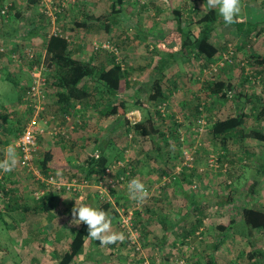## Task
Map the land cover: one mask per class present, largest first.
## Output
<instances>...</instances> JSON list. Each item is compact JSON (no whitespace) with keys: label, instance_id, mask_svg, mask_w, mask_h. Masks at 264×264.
Returning a JSON list of instances; mask_svg holds the SVG:
<instances>
[{"label":"trees","instance_id":"1","mask_svg":"<svg viewBox=\"0 0 264 264\" xmlns=\"http://www.w3.org/2000/svg\"><path fill=\"white\" fill-rule=\"evenodd\" d=\"M31 1L33 5L36 4L37 7H40V0ZM103 1H105V7L102 10L95 8L96 10L94 9L95 11L92 13L85 11V8L76 6L75 4L78 1L69 6L58 17L57 26L60 33L58 31L56 34H51L48 29L51 23L39 7L37 9L39 15L36 17L38 20L35 21L36 23L30 24L25 22L22 12L16 7V2H13V4L8 2L11 5L6 7L5 0H0V29L3 27L1 30L9 31L8 35L11 39L8 42L9 48L0 51V56L7 57L8 64L12 63L27 68L33 65H46L49 78L47 94L57 100L59 110L56 114L57 118L62 119L60 124H66L65 116L68 115L71 118L78 117L81 120L82 123L77 126V130L82 125L87 128L90 120L88 114L91 109L96 110L102 118H114L119 123V127L115 128L116 133L113 138L106 135L102 136V133H100L101 139L98 142L94 137L86 139L85 143L89 141L94 143L91 145L84 161L77 164L73 161L75 158L72 154L75 141L59 136L57 138L61 139L59 144L45 150L38 161V167L42 173L49 175V173L59 171L66 176L83 177L91 182L99 180L106 169L115 167L116 162L125 159L127 147L119 146L116 143L119 137L125 135L129 138L130 135L132 136L131 141L136 143L138 148L140 147L139 155L144 157L132 158L126 166H122L116 172L117 177L124 175L126 170L128 171V167L133 177L138 165H143L144 162L147 163L151 160L164 163L167 166L171 157L167 151V154H162V150L169 146V141H171L169 138L172 137L179 147L184 142L180 132V127L183 124L174 118L175 114L173 112L166 113V115L161 112L162 106L170 101L173 92L178 89V82L175 77H172V79L169 76V70L176 64L181 62L184 64L185 61L194 60L199 62L198 71L200 74H203L205 69L220 61H223L224 66H218L219 72L216 74H204L202 81L200 78H196L200 86L190 97L192 101L195 100L196 104L187 111L188 107L182 101L180 103L181 113L186 119L192 118L195 119L194 122H197L203 117L205 111H210L213 102H217V105L227 103L229 107L231 106L234 109L233 113L216 117L213 120H210V116L207 118L209 134L215 143L214 149H220L219 153H215L219 168L227 164L226 173L232 179L231 182L229 181V187L234 185L236 179H238V173H242L244 166H251L257 174L264 176V160L260 161L256 151L257 146L264 147V96H255L254 100L252 98L254 96L253 91H251V94L242 90L246 84L252 81L253 77L259 82L264 81V54H253V50L251 53L244 52L243 55L246 59L239 60L241 74L234 76L229 71L226 78L221 77L220 72L223 73L227 67H231L233 65L231 61L237 60L235 55L229 53V42H220L218 40L219 33L215 35L217 29L224 26L223 20L218 15L217 10L207 8H205L203 15L195 18L198 8L195 6V1H190L173 9V17L167 20V34L162 39L158 41L155 39L150 40L154 44L153 47L148 45L151 56L144 65L138 67H128L127 64L126 66L122 65V62L117 59L118 56L101 46L98 47V50H94L91 46L90 57L87 59L81 58L80 53L83 51L77 43L80 39V33H87L92 29H96V31L103 29L105 32L110 33L111 38L113 35L111 27L119 22L118 18L126 20L123 10L126 0H100L99 2L102 3ZM196 1L199 2V0ZM148 6L146 3L141 7L148 8ZM254 8L251 5L248 10L254 12ZM3 10L5 11L4 14L2 13ZM161 10L156 7L157 13L159 11L160 14ZM15 15H19L20 20L17 18L14 23H9L8 20L15 17ZM61 16L67 18L66 21L69 18L72 23L67 27L65 21L61 20ZM140 19L139 17L132 19L133 25L137 26L134 38L147 41L149 33L145 31L147 27L138 26V23L141 25ZM260 25H264L263 22L255 23L252 20H238L237 23L233 24L238 34L245 40L248 38L251 40L253 35L261 36L263 29H258ZM19 26L27 27L25 34L21 36L16 33ZM125 27L126 36L123 37L119 33L115 43L109 39L96 40V43L101 45V43L109 41L118 49L125 50L129 45L126 40L131 38L128 33L129 28H131L129 21L125 22ZM77 34L78 36H76ZM23 39L27 41H23ZM92 43L93 40H91ZM34 44H38V48L32 47ZM0 48H2L1 44ZM29 49L35 50L33 59L26 56ZM242 50L243 43L234 46V52ZM225 54L229 55V60L224 58ZM13 56H16V58H13ZM176 56L178 60L174 59ZM98 58L101 59L97 65L95 59ZM106 60L110 61L109 65L104 62ZM248 66L255 67L256 71L254 72L252 68H249L252 71H248ZM258 66L261 67L258 68ZM133 71H136V77ZM9 73L5 75L6 80L8 79L14 87L19 88L20 82ZM28 87L29 84H22V94H20L16 103L10 106L12 109L18 106L24 107L21 114L18 113L15 121L10 118L11 111L8 108L4 107L0 111V127L1 125L2 128L4 127L3 129L0 128V144L12 143L14 139L17 141L22 134L24 122L31 115V108L25 101V93ZM133 89L135 93L129 96L127 92L129 93ZM16 104L18 105L16 106ZM249 106H251L250 110ZM134 110L141 112V119L131 121L128 114ZM164 127L167 129H164ZM96 133L98 134V132ZM111 134L110 131L109 136ZM65 141H68L69 146L66 147ZM146 143L151 147L145 148ZM253 161H259L260 165L254 166ZM194 171V168H192V172ZM7 176H4L5 180ZM191 182V180H188V183ZM259 184L260 181L253 182L247 191H242L243 195L248 197L253 194ZM10 185L0 184V192L6 199L5 212H42L48 215L49 227H53L52 221L55 219V215L52 214V201L56 198L57 193H50L48 198L45 199H33L35 203L30 205L24 199L17 198L15 187H13L15 183ZM233 189L235 192L236 188ZM89 198L92 199L91 195L87 196L86 200ZM232 199L234 197L232 198V195H229L230 202L233 201ZM250 203L251 200L247 198V202L245 200L238 204L236 210L239 211L243 225L248 229L249 234L256 230L264 234V208L251 206ZM117 204H121V202L117 201ZM96 208L105 210L111 217L112 223L120 218L117 207L110 202L98 200ZM151 209L150 204L145 205L143 209L136 212L134 217L135 226L141 229V234L143 233L144 236L149 235L145 227L149 218L152 219L147 215L150 214ZM2 216L3 214L0 212V219H2ZM249 244L254 246L252 242H249ZM124 245L125 243H120V246ZM88 246L100 249L106 248L101 247L98 241L88 238L87 226L80 224L70 232L67 248L60 253L54 251L55 264H80V257ZM243 252L242 257H246L245 264H264V249L251 248L249 251L244 249ZM209 261L214 264L212 257Z\"/></svg>","mask_w":264,"mask_h":264},{"label":"rangeland","instance_id":"2","mask_svg":"<svg viewBox=\"0 0 264 264\" xmlns=\"http://www.w3.org/2000/svg\"><path fill=\"white\" fill-rule=\"evenodd\" d=\"M16 1V0H15ZM128 3H126L123 6V10L125 12L124 18L126 20H123L122 18H118L119 22L113 25L111 28L113 30L112 36L110 38V33L105 32L103 29L100 31H96V29H92L87 33H80L78 39L80 42L77 41V43L82 48V51H85V55L81 56V58H89L91 55V40L96 41H104V40H110L113 43L117 41V36H119V33L122 34L123 37H125V22L129 21V24L131 28H129V35L131 38L130 40H126L127 43L130 45V48H126L125 50H121L120 54L117 53L119 59H121L122 64L128 67H138L142 66L149 60L151 56V51L148 49V45L153 47L152 38H147V41H144L143 39H137L134 38L136 32V25H133L134 22L132 19H135L136 17L141 18V23L148 22V26H150V22L156 18H159V21L161 24L158 25L160 28V34H167V20L170 19L172 16L173 9H176L177 7L183 5L186 2H193L195 1V6L198 8L197 16L195 18H199V16L203 15L205 12V8L203 9L204 1L199 0L197 2L196 0H126ZM132 1V2H131ZM204 2V3H203ZM148 4V8L141 7L143 4ZM243 9L241 13V17L239 21H247L252 20L255 21V23H262L264 24V0H242ZM78 7L85 8V11L88 13H92L96 9H103L105 7V1L97 2L96 0H78V2L75 4ZM252 5L254 8V13L247 10L248 7ZM10 6L8 2H6V7ZM156 7H159V9H162L160 14L156 12ZM40 8V7H39ZM96 8V9H95ZM41 9V8H40ZM95 9V10H94ZM32 12H25V18L29 20L30 15ZM62 20V19H61ZM65 23V22H64ZM72 23V20L66 21L65 24L70 25ZM61 24V23H60ZM140 24L138 23V26ZM128 26V25H127ZM157 26V25H155ZM3 28V27H2ZM1 28V29H2ZM17 35L21 36L25 34L26 28L24 26L17 27ZM48 29L51 31V26H48ZM132 29V31H131ZM259 30L263 29V33L261 36L257 37L253 35L251 37V40L244 39L242 36L238 34V31L235 26H227L224 24V26H221L217 29V33H219L218 37L220 42H229L230 46L232 47L234 51V46H237L241 43H243V50L234 52L233 55L237 57V60L231 61L233 62V65L231 67H225L224 73L220 72V76L223 78L227 77V74H229V71L232 75L238 76L241 74L240 70V61L244 58L243 53H251L253 50V54H264V25H260L258 27ZM11 31V30H10ZM258 31V30H257ZM7 36H9V31H4ZM78 36V34L76 35ZM5 40L1 41V47L3 49L9 48V39L4 38ZM7 39V40H6ZM23 41H27L23 39ZM39 44V43H38ZM38 44H34L32 47L38 48ZM147 44V45H146ZM114 45V44H113ZM128 45V46H129ZM2 52V51H1ZM7 58H3L1 62L7 63ZM101 58L95 59V64H99V60ZM177 59V56L174 58ZM97 60V61H96ZM178 60V59H177ZM229 60V59H228ZM240 60V61H239ZM106 65H109L108 60L104 61ZM197 65V66H196ZM198 61H185L184 64L182 62L180 64H176L174 67H172L169 70V76L171 78L175 77L178 82V89H176L173 92V95L169 102L166 103L165 113L173 112L175 114L174 118L177 119L179 122L183 124V126L180 127V132L182 139L184 140V144L182 143L179 147L177 142L171 138H169V146L165 147V150L170 155V164L171 163H178L180 166V173H178L177 170V178L176 180L172 181L168 186L166 187H160V189L157 188V190L153 191L154 195L163 196L168 192V196L171 197V190L177 192H185L187 196H192V198L200 197L203 193L207 194L208 196L204 197V202L209 201V197L212 198L209 203H211L212 206H209L208 209L218 210V203L223 198L224 195H232L233 188L239 190V192L242 194V191H247L248 188L253 184V182L260 181V184L257 186L256 190H260L264 192V176L262 174H257L254 169L249 166L243 167L242 173H238V179H236L234 185L229 187V184L231 182L230 176L228 177V173H226L227 168L223 166L222 168L215 169L213 166H210V160L213 159V156H216L215 153H219L220 149L217 150L214 149V142L211 139V135L209 134L208 126H207V118L210 116V120L215 119L216 117H222L223 115H228L233 113L234 109L226 103L225 105H217V102L212 103V107L210 108V111H205L203 114V117L200 120H204L206 123H199L200 120L197 122L192 119L188 118L186 119L183 114L181 113V102L184 101L188 107L187 111L190 108H193L195 103V100H191V96L193 95V92L197 90V88L200 86L197 80L195 79V75L199 77L202 81V78L204 74L197 73L198 72ZM224 66V65H223ZM4 66H2L3 68ZM261 66H258L260 68ZM255 72V67L248 66V71ZM197 69V70H196ZM136 71H133V74L135 75ZM197 73V74H196ZM4 75V74H3ZM6 75V74H5ZM4 75V78L6 79ZM192 75V76H190ZM18 76V75H17ZM233 76V77H234ZM136 77V75H135ZM134 77V78H135ZM19 78H22L24 80H29L30 83V73L24 72L19 73ZM133 78V80H135ZM172 78V79H173ZM244 92L251 93V91L254 92V98L255 96H264V81L259 82L254 77L252 78V81H250L248 84L245 85L242 89ZM20 88H16L13 86V84L7 79L6 81L0 80V111L6 108L7 105H11V103H14L17 101L18 95L20 93ZM135 93L134 89L130 90L129 96L133 95ZM252 94V93H251ZM191 103L188 106V103ZM251 106H249V110ZM184 110V109H183ZM131 111L128 114V117L131 119V121L138 120L137 116L135 115V112ZM89 127L82 128L79 130L73 131L71 134L69 140L75 141V146L72 154L74 155L73 158L78 160V163L83 162L85 159V156L88 154L91 145H93V141L86 142V139L88 138H96L97 142L101 139L100 133H102V136H107L110 138H113L115 136L116 130L115 128H118L119 123L116 122L114 118H102L100 115L97 114L96 110H90L89 112ZM164 129H167L164 127ZM110 131L112 134L109 136ZM98 132V134L96 133ZM109 132V133H108ZM100 135V136H99ZM98 136V137H97ZM54 137V136H53ZM119 146L127 147V151L125 152V160L131 161L132 158L136 157H144L142 155H139L140 147L138 148V145L131 141L129 137L121 136L117 139L116 142ZM87 145V147H86ZM56 146V145H55ZM69 146V144H68ZM146 147H151V145H148L146 143ZM67 154L68 150L66 149ZM257 157L260 160H264V147L263 149L258 148ZM186 155L188 158H192L191 161H188V163L192 164L193 167H187V169H182L185 164V158ZM174 161V162H173ZM169 164V163H168ZM182 167V168H181ZM196 170L194 172V180L191 183H184V181L181 179L182 174L185 173H191V169L195 168ZM167 168V167H166ZM173 167L170 170V173L172 172ZM230 171V170H229ZM135 173V172H134ZM2 172L0 173V175ZM6 173H3V175ZM209 174V175H208ZM221 174L223 176L222 178H217V175ZM223 174V175H222ZM237 174V173H235ZM7 179H3V183L5 186H9L11 183H15L13 187H15L16 190V196L18 199H26L25 202H28L30 205L34 204L35 201L33 200L34 197H32V193L35 190V186L33 184L32 174L28 171L17 167L13 172L7 174ZM62 176H66L62 174ZM213 176V177H210ZM220 176V175H219ZM134 178L140 179L142 182L147 184L144 179L141 178L137 173L133 176ZM4 178V177H3ZM204 178L209 181V186H203V180ZM162 180V179H161ZM230 181V182H229ZM11 186V185H10ZM166 189V190H165ZM90 195V194H89ZM49 194L45 195L46 198H48ZM243 196V195H242ZM44 197V198H45ZM92 197V196H91ZM65 198V199H64ZM71 198V199H68ZM129 199L128 189H126L124 192L119 191L113 200L116 201V199L120 202H124L125 199ZM164 198V196H163ZM75 197H72L69 194L66 193H58L56 195V198H54V201H52V214L55 215L53 227L50 229L45 228V224L49 223L48 217L45 215L43 216H37L36 220H40L41 223L37 225L36 223V231L35 232H25V229L23 228V232H19V229L23 226H25L26 223L20 224L21 220L24 219V217L18 212V211H12V213L9 215L7 213H3L2 219H0V263L1 264H55V252H61L65 250L68 246L69 240H70V232L73 231L74 228L77 226L70 224V220L72 219L70 210L75 204ZM98 198L92 197L88 200H85L84 203L90 204L93 207L98 206ZM177 199V198H176ZM36 200V199H35ZM175 200V198H172L170 201ZM6 201V199H5ZM125 202H127L125 200ZM180 205L183 204V207L186 209L191 208V204L187 200L179 201ZM163 204V208L170 209L171 205L174 206V208H177L178 202L169 203L168 200L160 202ZM6 211V210H4ZM63 214V216H61ZM59 215V217L57 216ZM57 216V217H56ZM36 217L32 218L35 220ZM153 219V217H151ZM151 219V220H152ZM150 220V222H151ZM53 222V221H52ZM66 222V223H65ZM117 222L118 220H114L112 223V228L114 231L118 232L117 228ZM151 225V224H150ZM156 224H153V227ZM152 226V225H151ZM157 230H159L158 226H155ZM161 228V227H160ZM151 229L156 231L154 228L148 227V225L145 227V230H149L148 236H144L143 233L141 234V240H142V246L144 255L146 258H148L151 262H157L160 261V264H163V259L166 255L167 247L164 249H158L156 248V243L160 239L161 235L158 234V232L152 233ZM152 233V234H151ZM172 233V232H171ZM31 234V235H29ZM19 235L20 237L27 238L25 241L20 240L19 244L17 241H15V237ZM151 235V237H150ZM241 235V234H239ZM177 237V233L173 232L172 234H167L168 239L171 237ZM242 236V235H241ZM22 238V239H23ZM237 238V237H236ZM246 237L238 238V240H234L235 242H225L224 250L221 249V253L225 257L234 258L235 256H239L240 253L238 252V249H244L241 247H238L239 244H242L244 242ZM244 239V240H243ZM124 243V241H123ZM22 246V247H21ZM229 246H231L229 248ZM242 246V245H240ZM238 247V248H237ZM20 248V249H19ZM189 248V246H188ZM237 249V250H236ZM189 250V251H188ZM55 251V252H54ZM165 251V252H164ZM173 252V249L171 250ZM175 251V250H174ZM191 248L187 249L186 252L190 253ZM211 251V250H210ZM161 252L163 255H161ZM196 251H193L195 253ZM243 253V252H242ZM139 257L141 256L138 255ZM175 256H173L174 260ZM177 259H185L191 264H193V261L191 259L187 258L186 256H177ZM175 258V259H176ZM172 259V258H171ZM80 264H141V260L137 258V256L133 255L132 253L127 250L126 244L124 246H120V243L115 245H109L106 248L100 249L98 247H90L88 246L84 253L80 257ZM190 260V261H189ZM57 261V260H56Z\"/></svg>","mask_w":264,"mask_h":264},{"label":"crops","instance_id":"3","mask_svg":"<svg viewBox=\"0 0 264 264\" xmlns=\"http://www.w3.org/2000/svg\"><path fill=\"white\" fill-rule=\"evenodd\" d=\"M96 1L99 2L100 0H96ZM203 1L205 2L206 0H203ZM5 2H9L11 4H13V2H16V7L19 8V10L22 12V17L25 19L26 23L34 24V23H36L35 21L38 20L36 17H37V15H39L38 10H37L39 6L37 7L36 4L33 5V3H31L32 2L31 0H16V1L15 0H5ZM33 2H34V0H33ZM125 2L128 3V1H125ZM11 4H9V5H11ZM247 10H248V8H247ZM25 12H32V14L29 17V20H27L24 17ZM18 16L15 15V17H13V18L10 17L12 19L8 20L9 23H14L15 19H17ZM64 16H66V15H64ZM64 16H61V17H62V20H64L66 23L67 18H65ZM68 21H70L69 18H68ZM253 22H255V21H253ZM6 23H8V22H6ZM150 23H151L150 26H148V22L141 23V25H139V26H142V27L145 26L148 28L147 29L144 27L145 31H147L149 33L147 36L148 38H152V39H155L157 41L162 39L165 35L160 34V28L158 27V25L161 23L159 21V18L152 20ZM155 25H157V26H155ZM4 38L11 40L10 37L5 34L4 30L0 29V42L2 40L4 41L5 40ZM128 48H130V45L128 46ZM85 53L86 52L83 51L80 54H81V56H83V55H85ZM3 58H7V57L0 56V80L6 81V79L4 78V75L7 74L8 72H10L9 75H12L13 77H15L21 84L19 87L21 90L19 95H18V98H19L20 94H22V89H21L22 84L23 83H26L29 85L31 84V80L29 83L28 82L29 80H24L22 78H19V73L21 75V73H24L26 71L29 72V70L25 66L22 67L21 65H13L12 63L5 64V63L1 62ZM2 66H4V67L2 68ZM197 73H200V72L198 71ZM190 76H192V75H190ZM196 78H199V77H197V75H195V79ZM18 98H17V100H18ZM56 101L57 100L55 97L52 98L50 96V94L48 95V102L46 105V113L48 115H50V114L57 115L56 113L59 110V105ZM15 103L16 102L11 103V105H7V107H6V108H8V110L11 111L10 112L11 113L10 118L13 119L14 121L18 117V113L21 114V112L23 111V108H24L23 106H18V107L13 106L14 108L12 109L10 106L14 105ZM191 103H188V105H190ZM17 105L18 104H16V106ZM134 113L137 116L138 120L141 119L142 114L140 111L136 110ZM66 124H67V121H66ZM0 128H2V125ZM82 128H84L83 125L81 126L80 129H82ZM72 133H73V131L69 132L68 138H70ZM15 141L16 140L14 139L13 142L9 143V144L14 145ZM60 141H61V139H57L56 137H53L51 134H49L48 129H47V132L39 137V155H40V157L45 150L49 149L51 146H54L56 144L58 145ZM64 143H65L66 147L69 144L68 141H65ZM9 144H0V159L4 158V149ZM256 148H257L256 149L257 155L262 154L260 152L258 153V148H260V149H263V148L259 147V146H257ZM17 153H18V149H17ZM163 153L167 154L165 149L162 150V154ZM145 156H146V154H145ZM18 158H19V153H18ZM137 158H139V157H137ZM73 161L76 164L78 163V160H76V159ZM260 161H262V160H260ZM252 164L254 166L260 165L259 161L258 162L253 161ZM176 165L180 166L178 163H176ZM176 165H175V163L170 164V162H169V164H167V166H165L164 163L154 162L151 160L147 163L144 162L143 165H138L136 167V170L135 169L134 170H135V173H137L141 178L144 179L143 181H145L147 183V185L154 186V185L160 183V181L164 175H169L171 168L175 167ZM160 169H163V170H160ZM182 169L186 170L187 168L183 167ZM168 170H169V172H168ZM194 170H196V167L194 168ZM194 172H192V171H191V173H188V172L185 173L184 172V174H182L181 179L184 181V183L185 182L188 183V180H191L193 182V180L195 178ZM167 173H169V174H167ZM4 176L6 177L7 174L3 175V172H2V176L0 175V180L2 179L0 181V184L3 183V179L5 180ZM213 176H217V178L223 177V176H221V174H217V175H213ZM213 176H210V177H213ZM228 177H229V175H228ZM212 179H214V178H211L209 181H212ZM209 181L204 178L203 183H202L203 186H205V187L209 186L210 187ZM232 190L234 192V189H232ZM117 194L118 193L115 194L114 198L116 197ZM167 194H169V193L166 192V194L163 195L164 198H163V196L153 195L149 199V201H147V204H146V205L150 204V206L152 207L151 211H149L150 214H147V215H149V217H153L152 220L149 218L147 225H148V227L154 228L156 230L154 232V230L151 229V232L152 233L154 232V235L156 232H158V234L161 235L160 239L156 243V245H157L156 248H158L160 250L163 248L165 249L167 247L166 248L167 249L166 255L164 258H162L163 264H172L174 261L173 256H175V258H176L178 255L179 256H186L187 258L191 259V261H193L194 263H199V264H209V263L212 264L211 261H209L211 257H212V262H214V264H245L246 257L245 258L242 257L244 255V252H243L244 249H247L248 251L251 250V248H254V249H258V248L261 249L262 248V249H264V234H262L260 231H257V230L253 231L251 234H249L248 229L245 228L243 225V221L239 215V211L236 210L237 209L236 206H239L238 204L244 202L245 200L247 202V198L251 200V203H250L251 206H257L258 208H264V192L260 191L259 189L256 190L253 194H251L248 197L244 196L243 193L242 194H240V192L237 193V189H236V191L234 193H232V198L234 197V199H232L233 200L232 202L229 201V195L228 194L224 195L223 198H221V200L218 203V206H219L218 210L208 209L209 206H212L211 203H209V201H211L212 198L209 197V201L204 202L205 200H203V198L208 196L207 194H204V193L199 198L196 196L194 198H192V196H187L185 192L180 193V192H177V190L176 191L171 190V192H170L171 197L168 196ZM172 198H175V200L170 201ZM24 200L26 201V199H24ZM125 200L128 201L129 199L126 198ZM125 200H124V202H125ZM165 200H168L169 203L170 202L171 203L178 202L179 204H177V206H175L177 208H174V206H172V205H171L170 209H168L169 207L163 208L165 206H163V204L160 202L165 201ZM182 200H184V201L187 200L189 202V204H191V206H190L191 208L186 209L183 207V204L180 205L179 201H182ZM117 201L118 200L116 199V204H117ZM18 212L24 217V219H20L21 220L20 224L22 225L23 223H26L25 226H23L21 228V230L19 229L20 233L23 232L22 231L23 228L25 229V232H31V233L35 232L36 231L35 229H37L36 223H37V225H39L41 223L40 220H36L37 216L39 217V216L45 215L42 212L35 213L33 211H28L27 213H23L22 211H18ZM153 212H160V213H153ZM4 213H7L10 215L12 212H4ZM45 216L48 217V215H45ZM57 216L59 217V215H57ZM61 216H63V214ZM34 217H36L35 220L32 219ZM150 220H151V222H150ZM53 222H54V220H53ZM49 224H50V220H49V223L45 224V228L47 230L50 229ZM153 224H156V225H154V227H153ZM155 226H158L159 230H157L155 228ZM200 228H203V230L201 231L200 235H197V232H199ZM171 232L172 233L176 232L177 237L174 236V237H171L168 239L167 234L168 233L172 234ZM239 234H241L243 237H246L245 240L243 239L244 242H242V244L238 245V247L244 248V249H238L239 250L238 252L240 253V255L235 256L234 258H229V257H225L222 254H220L221 249L224 250L225 242L226 241L227 242H235L236 240H238V238L242 237ZM29 235H31V234H29ZM150 237H151V235H150ZM22 238L23 237H20L19 235H17L15 237V241H17V243L19 244L20 240L25 241L27 239V238H23V239ZM249 242H252L254 244V246L250 245ZM240 245H242V246H240ZM188 246L192 250V251H190V253L186 252V250L189 249ZM230 247L231 246H229V248ZM172 249H173V252L171 251ZM193 251H196V252L193 253ZM161 255H163L162 252H161ZM178 259H180V258H178Z\"/></svg>","mask_w":264,"mask_h":264},{"label":"built area","instance_id":"4","mask_svg":"<svg viewBox=\"0 0 264 264\" xmlns=\"http://www.w3.org/2000/svg\"><path fill=\"white\" fill-rule=\"evenodd\" d=\"M41 11L46 15L48 21L51 23V34H56L59 31L57 26L58 17L71 5H74L78 0H40ZM3 14L5 11L3 10ZM60 33V31H59ZM93 49L98 50L99 46L103 49H106L110 52H113L116 56L117 53L120 54L119 49L112 45L109 41L97 44L96 41L92 43ZM0 51H3V48H0ZM229 53L233 54L234 51L230 46ZM35 50L29 49L26 53L30 59L34 57ZM44 57V56H43ZM229 55L225 54L224 58L228 59ZM16 58V56H13ZM119 61V57H117ZM122 62V61H121ZM124 65V64H122ZM223 61H220L216 64L211 65L210 68L205 69L203 74H216L219 72L218 66H223ZM31 84L25 93V101L31 108V115L28 117L23 125V131L19 139L16 141L15 146L19 152V162L18 167L28 171L32 174L33 184L35 190L32 193V197L36 200L45 199V195L50 193H66L78 199L83 196L84 201L86 200L89 194L92 197L98 198L100 201L110 202L115 205L118 209L120 218L118 220V232H123L126 236L124 243L126 244L127 250L130 253L137 256L141 260V264H160V261L151 262L148 258L145 257L142 240H141V229L135 226L134 217L138 210L144 208L147 204V201L154 195L153 191L160 189V187H166L173 180L177 178V170L180 173V167L175 166L172 169V172L169 175H164L159 184L154 186L146 187L149 190V198L141 205H138L135 201L128 200L127 202H121V204H116V201L113 200L116 193L119 191L124 192L127 189L128 183L134 177L131 176V170L128 167L124 175L117 177L116 172L122 167L126 166L129 163V160H120L116 162V166L113 168H108L101 175V178L94 182L89 181L83 177L78 178V176H59L57 173H49L45 175L42 173L38 167V161L40 159L39 155V137L47 132L52 136L58 138L60 137H69V132H72L77 129L78 125H81V120L76 118H71L66 115L65 120L67 121L66 125H61V119L57 118V115L46 113V105L48 102L47 94V84L49 83V78L47 76L48 69L45 64L33 65L28 68ZM165 105L161 108L163 115L165 113ZM199 123H206L204 120H200ZM45 128V129H44ZM132 136L130 135V138ZM185 164L183 167H193L192 164L188 163L191 161L190 158H185ZM210 166H213L215 169L219 167L216 156H213V159L210 160ZM227 168V164H224ZM182 168V167H181ZM2 176V174H1ZM45 197V198H44ZM125 205V206H124ZM5 208V197L0 192V212ZM203 228L199 229L197 235H200ZM141 256L139 257L138 255ZM172 264H191L185 259H174Z\"/></svg>","mask_w":264,"mask_h":264},{"label":"clouds","instance_id":"5","mask_svg":"<svg viewBox=\"0 0 264 264\" xmlns=\"http://www.w3.org/2000/svg\"><path fill=\"white\" fill-rule=\"evenodd\" d=\"M202 7L203 9L217 10L223 23L230 26L237 23L240 19L243 4L242 0H206V3ZM18 162L17 148L15 145L9 144L4 149V158L0 159V172H13L18 166ZM60 174L58 171L57 175L59 176ZM127 189L129 198L138 205L143 204L149 198L148 188L138 178L130 180ZM74 200L75 204L70 210L72 217L70 224L75 226H79L80 224L86 225L88 238L98 241L101 247L122 243L126 239L123 232L113 230L111 217L105 210L84 203L83 196ZM4 210L1 212L2 214L5 212Z\"/></svg>","mask_w":264,"mask_h":264}]
</instances>
